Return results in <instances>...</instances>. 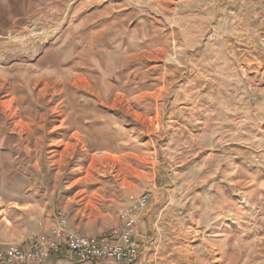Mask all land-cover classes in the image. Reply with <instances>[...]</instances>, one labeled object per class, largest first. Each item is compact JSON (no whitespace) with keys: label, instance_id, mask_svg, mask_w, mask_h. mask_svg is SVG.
I'll return each instance as SVG.
<instances>
[{"label":"rangeland","instance_id":"rangeland-1","mask_svg":"<svg viewBox=\"0 0 264 264\" xmlns=\"http://www.w3.org/2000/svg\"><path fill=\"white\" fill-rule=\"evenodd\" d=\"M140 194L137 264H264V0H0V250Z\"/></svg>","mask_w":264,"mask_h":264},{"label":"built area","instance_id":"built-area-1","mask_svg":"<svg viewBox=\"0 0 264 264\" xmlns=\"http://www.w3.org/2000/svg\"><path fill=\"white\" fill-rule=\"evenodd\" d=\"M147 205V194L129 196L128 206L119 214L120 226L99 237L76 234L68 229L64 215L58 214L49 230L40 225L42 232L30 243L0 250V264H44L62 256L81 263L137 264L139 247L134 238Z\"/></svg>","mask_w":264,"mask_h":264},{"label":"crops","instance_id":"crops-1","mask_svg":"<svg viewBox=\"0 0 264 264\" xmlns=\"http://www.w3.org/2000/svg\"><path fill=\"white\" fill-rule=\"evenodd\" d=\"M46 226V229L48 228V226H47V223L45 224ZM50 226H52V225H50ZM60 258H66L65 256H62V257H60Z\"/></svg>","mask_w":264,"mask_h":264},{"label":"bare ground","instance_id":"bare-ground-1","mask_svg":"<svg viewBox=\"0 0 264 264\" xmlns=\"http://www.w3.org/2000/svg\"><path fill=\"white\" fill-rule=\"evenodd\" d=\"M74 46H75V44H74ZM74 48H75V47H74ZM72 50H73V49H72ZM37 66H38V65H37ZM50 66H51V65H50ZM50 66H49V67H50ZM45 67H46V66H45ZM55 67H56V66H55ZM57 69H58V67H57ZM53 70H54V69H53Z\"/></svg>","mask_w":264,"mask_h":264}]
</instances>
